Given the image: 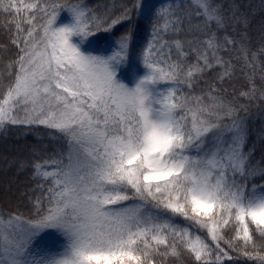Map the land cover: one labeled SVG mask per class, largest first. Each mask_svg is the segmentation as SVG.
Wrapping results in <instances>:
<instances>
[{"label":"snow or ice","instance_id":"snow-or-ice-1","mask_svg":"<svg viewBox=\"0 0 264 264\" xmlns=\"http://www.w3.org/2000/svg\"><path fill=\"white\" fill-rule=\"evenodd\" d=\"M0 172V264H264V0H0Z\"/></svg>","mask_w":264,"mask_h":264},{"label":"trees","instance_id":"trees-1","mask_svg":"<svg viewBox=\"0 0 264 264\" xmlns=\"http://www.w3.org/2000/svg\"><path fill=\"white\" fill-rule=\"evenodd\" d=\"M155 3H159V0H153ZM21 180L24 179V177L20 178ZM4 189H5V177L2 172H0V200L3 199L4 196Z\"/></svg>","mask_w":264,"mask_h":264}]
</instances>
